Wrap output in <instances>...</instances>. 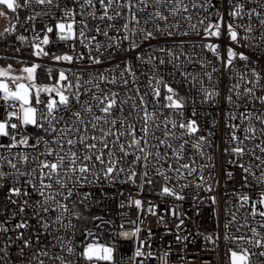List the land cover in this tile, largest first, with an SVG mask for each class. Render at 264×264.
Returning <instances> with one entry per match:
<instances>
[{
	"label": "snow or ice",
	"instance_id": "snow-or-ice-1",
	"mask_svg": "<svg viewBox=\"0 0 264 264\" xmlns=\"http://www.w3.org/2000/svg\"><path fill=\"white\" fill-rule=\"evenodd\" d=\"M249 2L257 6L249 8ZM226 3L228 19H225L219 0H69L68 3H62V0H0L3 8L0 16H6L10 11L16 14L17 23L21 9H31V14L26 17L28 22L49 15L53 9L62 13L54 26L45 27L42 37L38 33L34 36L30 47L33 49L32 54L38 58L49 55L42 46L50 43L48 34L55 30L59 41L73 42V52L78 46L88 49L89 68L102 64L105 54L111 57L114 51L134 52L137 49L140 51L135 59L148 66L147 73L139 74L147 80L148 91L144 92H141L143 85L139 83V76L130 61L122 62L123 68L117 64L115 68L97 74L89 72L87 79L81 72H72L71 69H60L54 77L53 69L48 68V78L53 80L51 84L37 83V70L42 67L41 64L24 66L19 73L11 64L0 66V100L4 102V115L0 117V180L10 176L14 180L27 177L24 180L27 187L12 184L8 189V200L17 204L18 201L13 197L22 198L18 213L23 214L27 208H31L42 229L34 234L37 250L33 252L29 264H45L43 258L59 261L60 264H73L67 257L54 255L40 247L43 243L41 235L51 236L52 225L60 226L56 231L75 227L71 218L80 219L81 213L76 210L72 198L76 195L74 190L85 184L96 183L101 178L115 182L121 173L127 174L125 182H135L133 178L138 175L135 167L139 166L143 168L139 175L146 183H153L147 179L149 170H154L166 182L160 195L183 200L184 197L174 187H169L167 182L174 176L183 178L185 174L191 176L197 172L201 173L199 181H205L202 172L210 165H201L198 169L194 166V156L190 158L191 163L181 161L184 160L185 146L189 144L195 155L204 158L205 149L211 147L210 138L214 133L209 131L207 135L201 134L197 120L185 116L188 98L160 74L163 66L171 65L173 72H169V77L174 78L178 73L181 80L176 83L186 85L190 91L201 95L204 102L211 103H216L220 97L219 76L223 71L229 81L227 95L224 96L225 103L231 106L227 113L228 120L240 121L225 125L229 128V136L228 146L223 151L233 157L229 163L244 173V187L251 186L249 178L258 185L264 184V111L257 112L254 108L247 111L248 104L256 102L264 107V94L257 95L258 92L264 93V67H260V59H264V0H226ZM34 5L39 6L40 10L37 11ZM150 8L153 11H149ZM13 31L15 25L10 24L0 32V37ZM32 31L35 32V29ZM191 35L200 39H175ZM162 36L169 38L172 43L168 45L165 41V46L152 44V41ZM99 37L105 40L101 41ZM222 37L227 39L223 52L220 43ZM17 39L25 42L27 37L21 34ZM125 42L127 48H124ZM239 48L260 51L262 56L253 60L245 51H238ZM52 59L71 64L84 60L85 54L56 55ZM188 66H198V70L189 71ZM117 69L120 70L119 78L112 75ZM118 83L123 89H128L129 84L133 86L125 92V99H120V92L111 89L106 91L101 86ZM82 96H90V101L82 100ZM149 96L151 100L147 99ZM125 105L131 109L127 114L124 112ZM241 107L246 110L238 111ZM94 108L97 111H93ZM165 110L167 115H164ZM116 111L120 115H115ZM133 112L138 117L137 122L130 120ZM196 115L193 109L192 116ZM257 121L261 125L259 129L255 126ZM29 128L39 129L50 138H34L28 132ZM154 130H159L162 135L157 136ZM257 132L261 142L249 144L257 139ZM154 140L156 143H153ZM176 141L180 142L178 147L174 143ZM41 146L44 150L39 151L38 155H30L25 151H36ZM162 148L168 151L162 152ZM257 151L261 155H256ZM245 156L259 161L255 165L260 169L259 176L251 163L243 162ZM207 158L212 159L210 156ZM164 164L168 165L167 170L163 168ZM21 166L30 168V171L22 170ZM5 168L10 171H5ZM233 175L228 172V179H233ZM187 186L184 184L180 187ZM196 187L200 188L202 184L196 183ZM27 188L40 197L35 206L26 199L31 196ZM206 190L212 191V186L208 185ZM89 195L85 194L80 203H85ZM129 199L133 206L141 208V200ZM211 199L215 204L216 198ZM250 199L247 193L240 194V207L243 208ZM257 205L264 208V192L260 193L259 200L252 203L251 211L243 217V222H238L236 213L226 210L230 219L224 224V239L236 245L228 249L229 264H252L253 256L264 257V251H253L264 249V234L249 224V217L255 220L259 216L264 220V210H259ZM121 206H124L123 203ZM149 211L152 212L151 207ZM18 213L14 212L13 217ZM52 213L56 214L54 219L49 215ZM129 223L135 225L137 222ZM183 223L181 220L180 225ZM234 224H238L237 232L248 229L252 235H230L227 229ZM7 225V220L0 222V236L7 237V242L0 247V253L7 255L8 249L20 242L18 251L23 256L26 248L33 247V237L19 232L13 241L8 233L28 229L29 223L27 220L21 221L13 229ZM120 227L124 229V224ZM259 228L264 229V223H260ZM140 231L141 228L135 226L124 229L118 235L128 239L137 237ZM90 236H93L91 232L85 233V238ZM53 239L56 243L52 247H60L69 255L75 254L71 240L65 243L62 236H54ZM181 239L187 237L177 236V240ZM205 240L215 243L211 235L206 236ZM114 251L113 246L100 244L94 239L84 243L79 256L88 264H114ZM168 255L164 253L165 264ZM151 257L153 253L143 251V245L140 244L130 259ZM3 259L0 256V260ZM140 264H143L142 259Z\"/></svg>",
	"mask_w": 264,
	"mask_h": 264
},
{
	"label": "built area",
	"instance_id": "built-area-1",
	"mask_svg": "<svg viewBox=\"0 0 264 264\" xmlns=\"http://www.w3.org/2000/svg\"><path fill=\"white\" fill-rule=\"evenodd\" d=\"M69 0H62V3H68ZM219 6L221 10L225 13V19L227 17V3L226 0H219ZM249 8L256 7L255 3L249 2L247 5ZM37 11H39V6H33ZM153 11V9H149ZM21 18L15 31L11 32L5 37L0 39V56L9 59L12 62L19 61H35L44 67L52 68L58 74L60 69H71L72 72H81L84 79H87L88 73L92 72L97 74L99 71L105 69L115 68L117 64L121 65L123 68L124 61H130L135 71L139 76V83L143 85L141 87V92L148 91L147 80L145 76L139 75L140 73H147L148 66L141 64L135 59L137 49L134 52L127 51H114L111 57L107 54L103 57V63L100 65H94L89 68V60L87 58L88 49L78 46L76 51L73 52L72 41H59L56 31L48 34L50 37V43L48 45H43L45 51L49 53L48 56H40L39 58L34 56L33 49L30 47L31 43L34 42V36L38 33L41 37L45 34L44 29L46 26H54L56 20L59 19L62 13L58 10L53 9L49 15L41 16L34 21H26V17L31 14V9H21ZM79 19V17L77 18ZM171 22V21H169ZM35 29V32L32 29ZM24 35L27 37L25 42H21L17 39L19 35ZM258 35V33H257ZM101 41H104V37H99ZM176 40H187V41H198L200 38L195 35L188 37H175ZM165 41L168 45L172 41L167 37H159L157 40L152 41L153 45L165 46ZM223 52V45L227 44V39L225 37L221 38L220 41ZM146 47V46H145ZM124 48H127V42L124 44ZM19 49V51H16ZM199 51V49H197ZM238 51H245L249 54L253 60L262 56L260 51L253 52L250 49L239 48ZM84 53L85 59L78 60L74 63H67L64 61L56 62L52 59L56 55H77L78 53ZM96 55V53H93ZM211 58V54H207ZM260 67H264V59H260ZM189 71L196 72L198 66H188ZM119 69L112 75L119 78ZM169 72H173L172 66L167 65L160 68V74L167 80L173 87L177 88L181 95H185L188 98V103L185 108V116L188 118L196 119L201 128V134L207 135L209 131H212L214 135L211 139V147L205 149L206 156L201 158L195 155L194 150L191 145L185 146V156L181 163L188 162L191 163V157L194 156L195 164L194 166L198 169L201 165H210L205 168L202 172L205 177V181H199L200 172L194 173L191 176L185 174L182 177H175L167 182L169 187H174L175 190L184 197L183 200H177L173 196L160 195L162 186L166 183L162 177L156 175L154 170H149L148 178L153 181V183H146L144 179L139 175L142 171V167H135L137 176L134 177V181L127 180V174L121 173L119 178L115 182H109L104 179H100L96 183L85 184L83 187L75 189L76 195L72 198L75 201L76 210L81 213V218L76 219L71 218V223L75 226L72 230L56 229L60 228L59 225H52V235L48 236L46 234L41 235V240L43 241L40 247L45 248L52 254H60L73 261V264H88L87 261L83 260L79 253L83 250L84 243L92 242L94 239L98 240L99 243L108 246H113L114 251V264H140V260H143V264H165L164 253H169L167 257V264H227L228 263V249L235 248L231 241L224 239L225 228L224 224L230 219V216L226 215V210L228 212L236 213L238 222H243V217L247 216L251 211V205L253 202L259 200L260 193L264 192V184H256L251 178L250 187H244V181L242 179L244 173L238 167L229 163L230 159H233L230 155L226 154L223 149L228 146L227 140L229 136V128L225 127L226 124L240 123L239 120L230 121L228 120L227 113L230 105H227L224 101V96L227 95L226 88L229 84L227 77L221 72L219 76V89L220 97L216 103L204 102L201 95L196 94L194 90L190 91L189 88L182 84L176 83V81L181 80L178 73L175 74L174 78L169 77ZM56 74V75H57ZM71 78V77H70ZM53 83L50 80L48 84ZM106 91L111 89L121 93L120 99H125V92L132 89V85L129 84L128 89H123L120 84L116 85H101ZM264 93L258 92L257 95ZM163 96V90H162ZM82 100L90 101V96H82ZM151 100V96L147 97ZM131 102H129L130 104ZM79 109V105L76 106ZM260 112L264 111V107L256 102L255 104H248L247 111ZM193 109L196 111L197 115L192 116ZM129 105L124 106V112L127 114L130 111ZM149 110H152L151 104L149 105ZM244 107L238 109V111H245ZM93 111H97L95 108ZM115 115H120L118 111L114 113ZM167 110L164 111V115H167ZM4 115V102L0 100V117ZM132 122H137L138 117L136 113L133 112L130 117ZM215 124V127H213ZM257 129L261 127L259 122H255ZM119 127V125H117ZM157 136H161L162 133L159 130H154ZM28 132L32 133L33 137L40 136L42 139H49L45 133L39 129L29 128ZM99 135V133H97ZM261 137L259 132H257V139L255 141L248 142L249 144L260 143ZM153 143H156L154 140ZM175 145L179 146V141L174 142ZM43 146H41L36 151L31 149H26L30 155H38L39 151H43ZM15 151V150H13ZM161 151H168L167 149H161ZM171 155V153H169ZM256 155H261L257 151ZM212 157L209 160L207 157ZM51 159V157H49ZM131 159V157H129ZM243 162L246 164L251 163L253 165V170L256 175L259 176L260 169L255 167L259 161H255L250 156H245ZM173 163L175 161L173 160ZM211 165H214L212 167ZM34 166V165H33ZM22 170L30 171V168L26 169V166H21ZM163 168L167 170L168 165L164 164ZM5 171H10L5 168ZM232 172L233 179L229 180L227 173ZM169 175H173L169 173ZM27 177H19L14 180L11 176L5 180H0V222L5 220L8 221V227L13 229L15 224L27 220L29 223L28 229H18L15 231H10L8 236L15 241V236L19 232H23L25 236L33 237V247L26 248L24 250V255L20 256L19 247L20 242L13 244L11 248L8 249L7 255L0 253L4 259L0 260V264H29L32 254L37 250L35 245L34 234L41 232L40 224L34 217L32 209L27 208L25 213H18V204L20 199L13 197L18 201L17 204H12L8 200L9 192L8 189L13 183H17V186H23L24 180ZM196 183H201L202 187L197 188ZM188 184L187 187L181 188V185ZM142 185V187H141ZM212 186V191H207V186ZM31 192L29 203L35 206V202L40 199V197L31 191V188H27ZM247 193L251 199L243 208L240 207V201L238 196L240 194ZM85 194H90L85 201L81 204L80 200ZM131 200L139 199L142 201V206L137 209L131 204ZM211 197L216 198V203L213 204ZM71 204V201H69ZM123 203V207L121 206ZM152 208V212L149 208ZM259 210H264L260 205H257ZM239 209V211H237ZM18 213L13 217V213ZM154 213V214H153ZM52 219L55 218V213L49 214ZM99 219H96V218ZM183 220L184 223L180 225V221ZM129 221H136L134 225L129 223ZM264 223L261 217L257 216L255 220L249 217V224L253 227H257L258 230L264 234V229L259 228V224ZM121 224H124V229H132L135 226L141 228L140 233L137 237H130L124 239L118 235L124 229H121ZM177 225H180L178 228ZM238 224H234L232 227L227 229L230 235H240L246 234L251 236L252 233L248 229H241L237 232ZM91 232L93 236L85 238V233ZM213 236L215 243L205 240L206 236ZM54 236L64 237L65 243L69 240L72 241V246L75 248V254L69 255L68 253L62 251L60 247H52L56 241L53 239ZM177 236L181 238L187 237V239L177 240ZM219 237L216 240V237ZM83 241V243H82ZM7 242V237L0 236V247H3ZM143 245V251H151L153 257L151 258H140L137 260H131L130 257L138 245ZM151 246L150 248L148 246ZM247 246V245H245ZM257 253L264 251V249H253ZM45 264H60L59 261H52L48 258H43ZM252 264H264V257L253 256ZM104 264V262H101Z\"/></svg>",
	"mask_w": 264,
	"mask_h": 264
},
{
	"label": "rangeland",
	"instance_id": "rangeland-1",
	"mask_svg": "<svg viewBox=\"0 0 264 264\" xmlns=\"http://www.w3.org/2000/svg\"><path fill=\"white\" fill-rule=\"evenodd\" d=\"M0 10H3L2 6H0ZM14 16L16 17L15 14L8 12L6 16H0V32H3V30L6 27H9L10 24H15L14 21ZM24 63H21V61L19 62H12L9 59L0 56V66H5L7 64H11L13 66V68L16 70L17 73H19V70L24 67V66H29L32 63H37L35 61H23ZM101 244V243H100Z\"/></svg>",
	"mask_w": 264,
	"mask_h": 264
},
{
	"label": "trees",
	"instance_id": "trees-1",
	"mask_svg": "<svg viewBox=\"0 0 264 264\" xmlns=\"http://www.w3.org/2000/svg\"><path fill=\"white\" fill-rule=\"evenodd\" d=\"M10 12V11H9ZM16 15V14H15ZM19 22H20V18H21V13H20V10H19ZM14 21H15V28L18 26L19 22L17 23V19L16 17L14 16ZM8 34L10 33H5L2 37H5L7 36ZM0 37V39L2 38ZM15 63V62H14ZM47 69L48 67H44L42 66L40 69L37 70V83L38 84H48L50 82V79L48 78V74H47ZM57 74V72L55 70H53V76L55 77ZM228 264V263H227Z\"/></svg>",
	"mask_w": 264,
	"mask_h": 264
},
{
	"label": "water",
	"instance_id": "water-1",
	"mask_svg": "<svg viewBox=\"0 0 264 264\" xmlns=\"http://www.w3.org/2000/svg\"><path fill=\"white\" fill-rule=\"evenodd\" d=\"M228 264H229V259H228Z\"/></svg>",
	"mask_w": 264,
	"mask_h": 264
}]
</instances>
